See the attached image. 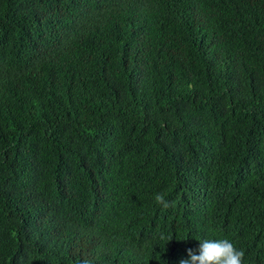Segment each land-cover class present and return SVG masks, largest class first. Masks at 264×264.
Listing matches in <instances>:
<instances>
[{"label":"trees","instance_id":"1","mask_svg":"<svg viewBox=\"0 0 264 264\" xmlns=\"http://www.w3.org/2000/svg\"><path fill=\"white\" fill-rule=\"evenodd\" d=\"M225 238L264 264V0H0V264Z\"/></svg>","mask_w":264,"mask_h":264},{"label":"clouds","instance_id":"2","mask_svg":"<svg viewBox=\"0 0 264 264\" xmlns=\"http://www.w3.org/2000/svg\"><path fill=\"white\" fill-rule=\"evenodd\" d=\"M155 200L163 209L172 206L171 202L166 200L161 194H157ZM186 252L187 258L180 259L179 264H243V250H238L226 238L219 240H200L198 248H188ZM80 264H90V262L82 260Z\"/></svg>","mask_w":264,"mask_h":264}]
</instances>
